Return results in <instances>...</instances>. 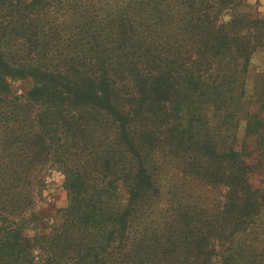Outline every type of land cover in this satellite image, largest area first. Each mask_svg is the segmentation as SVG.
<instances>
[{"label":"trees","instance_id":"trees-1","mask_svg":"<svg viewBox=\"0 0 264 264\" xmlns=\"http://www.w3.org/2000/svg\"><path fill=\"white\" fill-rule=\"evenodd\" d=\"M242 1L0 0V264H264L243 239L264 206V91L245 95L264 20ZM53 166L68 203L46 227Z\"/></svg>","mask_w":264,"mask_h":264},{"label":"rangeland","instance_id":"rangeland-1","mask_svg":"<svg viewBox=\"0 0 264 264\" xmlns=\"http://www.w3.org/2000/svg\"><path fill=\"white\" fill-rule=\"evenodd\" d=\"M244 5L240 6V11L251 13L254 17L264 20V0H243ZM225 20L230 19L235 12L226 11ZM31 77L17 79L12 82V92L14 94H22L33 86ZM264 91V46L256 50L252 56L248 72L246 74L245 95L247 99H255ZM212 122H216V118L210 113ZM213 124V123H212ZM245 122L242 119L238 127L232 129L231 133H236L237 144L240 143L244 136ZM46 186L42 196L36 197V208L42 212L44 218L41 224L44 226L51 225L54 216L59 208L66 206L68 203V193L65 187V179L58 167L48 168L46 171ZM43 229V227H42ZM38 230V229H37ZM44 230V229H43ZM35 230H25L26 235L34 234ZM244 248L248 253L257 254L262 252L264 248V206L259 215L249 225L248 229L243 233Z\"/></svg>","mask_w":264,"mask_h":264}]
</instances>
